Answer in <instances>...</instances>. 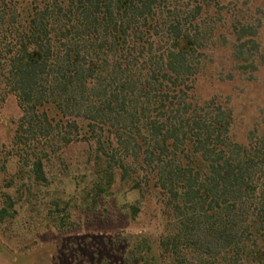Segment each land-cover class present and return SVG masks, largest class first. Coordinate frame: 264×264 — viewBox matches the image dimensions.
I'll list each match as a JSON object with an SVG mask.
<instances>
[{
	"label": "trees",
	"instance_id": "trees-1",
	"mask_svg": "<svg viewBox=\"0 0 264 264\" xmlns=\"http://www.w3.org/2000/svg\"><path fill=\"white\" fill-rule=\"evenodd\" d=\"M237 1L0 0V89L23 113L19 162L45 183L53 156L96 144L94 200L118 177L162 198L165 227L156 241L131 238L129 264H264V132L236 141L232 111L195 95L210 44L258 70L260 20L233 14L230 40L204 16Z\"/></svg>",
	"mask_w": 264,
	"mask_h": 264
},
{
	"label": "rangeland",
	"instance_id": "rangeland-1",
	"mask_svg": "<svg viewBox=\"0 0 264 264\" xmlns=\"http://www.w3.org/2000/svg\"><path fill=\"white\" fill-rule=\"evenodd\" d=\"M237 3L238 11L226 2L204 16L218 36H229L233 14L239 13L241 20H260L258 70L251 74L238 69L229 47L220 46L223 41L210 44L202 57L195 95L231 110V133L244 143L251 131L264 132V0ZM22 115L17 96L2 87L0 209L8 202L13 206L0 227V264H129L126 248L132 237L157 240L166 223L162 198L155 193L144 191L143 198L118 177L108 193L94 200L92 186L98 175L89 159L96 156V144L68 146L47 163V182L35 180L31 168L14 155L18 147L13 139ZM121 154L119 150L115 157ZM132 204L141 206L136 218L128 210Z\"/></svg>",
	"mask_w": 264,
	"mask_h": 264
}]
</instances>
